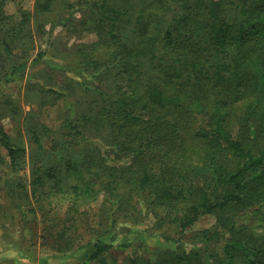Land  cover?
I'll list each match as a JSON object with an SVG mask.
<instances>
[{
    "label": "trees",
    "instance_id": "1",
    "mask_svg": "<svg viewBox=\"0 0 264 264\" xmlns=\"http://www.w3.org/2000/svg\"><path fill=\"white\" fill-rule=\"evenodd\" d=\"M115 1L93 6L108 21L112 64L124 89L116 103L101 108L95 124L110 129L114 158L127 166L119 187L141 195L159 220L176 222L180 233L200 213L217 214V228L203 237L221 241L207 262L194 261L197 253L177 246L128 264H264V235L235 226L230 214L264 211V13L254 14L249 0H122L118 7ZM124 4H134L135 11ZM39 8L50 9L51 0ZM5 27L0 10V30ZM3 44L10 60L9 43ZM24 67L9 62L5 79L20 76ZM65 125L74 128L69 119ZM0 144L14 165L23 149L1 128ZM61 148L58 157L68 150ZM67 167L74 180L84 181L76 191L90 197L94 190L77 160ZM97 235L87 258L100 262L114 245Z\"/></svg>",
    "mask_w": 264,
    "mask_h": 264
},
{
    "label": "rangeland",
    "instance_id": "2",
    "mask_svg": "<svg viewBox=\"0 0 264 264\" xmlns=\"http://www.w3.org/2000/svg\"><path fill=\"white\" fill-rule=\"evenodd\" d=\"M44 1L0 0L6 14L0 30V128L23 149L12 165L0 144V264H128L130 258L142 262L147 254L177 246L197 253L194 261H209L221 241H205L203 235L214 232L218 215L200 213L181 233L176 222L159 220V212L149 209L141 195L119 187L127 166L114 158L110 129L95 124L101 108L116 103L118 89H124L119 67L112 64L108 21L93 6L104 2L110 7L112 0H51L47 10L39 8ZM249 1L254 14L264 13V0ZM129 32L130 26L121 34L124 41ZM39 52L43 55L33 64ZM9 62L25 67L20 76L6 80ZM68 119L72 130L65 125ZM63 145L68 150L58 157ZM74 159L92 185L90 197L76 191L84 181L70 175L67 163ZM51 165L57 168L52 174L46 171ZM252 210L230 214L235 226L260 238L264 211ZM97 234L114 245L100 262L87 258Z\"/></svg>",
    "mask_w": 264,
    "mask_h": 264
}]
</instances>
